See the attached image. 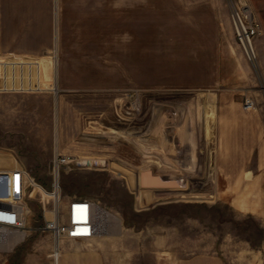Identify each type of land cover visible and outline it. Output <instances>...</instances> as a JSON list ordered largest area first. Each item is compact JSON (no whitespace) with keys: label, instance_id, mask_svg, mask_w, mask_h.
<instances>
[{"label":"rangeland","instance_id":"obj_1","mask_svg":"<svg viewBox=\"0 0 264 264\" xmlns=\"http://www.w3.org/2000/svg\"><path fill=\"white\" fill-rule=\"evenodd\" d=\"M242 2L0 0V171L34 183L12 196L28 229L0 264H62L44 225L63 152L87 162L61 168L62 207L93 198L119 219L62 239L68 251L100 264H264L259 151L247 165L219 159L225 110L256 115L264 148V21L253 62L235 35Z\"/></svg>","mask_w":264,"mask_h":264},{"label":"built area","instance_id":"obj_2","mask_svg":"<svg viewBox=\"0 0 264 264\" xmlns=\"http://www.w3.org/2000/svg\"><path fill=\"white\" fill-rule=\"evenodd\" d=\"M232 18L234 23L235 35L238 43L241 45L247 58L255 62L258 58V52L255 45L256 36L261 32V23L257 19L256 14L248 3L237 4L233 6ZM256 107L254 99L248 97L246 99L245 108L252 110ZM77 156L69 158L68 153H58L53 160L54 183L52 195L54 207L53 216L46 220L44 229L49 230L55 239V247L53 256L57 261L61 256L60 242L64 238L75 240H88L103 234L106 222L103 216L104 211H108L99 200L87 197H75L68 201L67 207L64 209L61 203V184L60 171L63 166H74L86 163ZM15 171L1 170L0 172L10 173L0 180V200H11L9 207L0 208V232L2 231H22L27 234V216L26 208L21 199L26 194V189L31 181L24 184V178H33L23 169H14ZM12 176V177H11ZM18 185L15 192H12V182ZM22 181L21 191L20 184ZM24 184V185H23ZM42 186V185H41ZM43 187V186H42ZM44 188V187H43ZM19 194L21 199L12 200V196ZM110 212V211H109Z\"/></svg>","mask_w":264,"mask_h":264},{"label":"crops","instance_id":"obj_3","mask_svg":"<svg viewBox=\"0 0 264 264\" xmlns=\"http://www.w3.org/2000/svg\"><path fill=\"white\" fill-rule=\"evenodd\" d=\"M244 3H248L253 8L256 16L260 21H264V0H241ZM242 2V3H243ZM216 5L215 9L216 10ZM244 119L247 121V124L241 125L242 122L240 119ZM253 118H256V115L246 114L242 112H237L236 114L230 112L228 110L223 111V114L220 115L219 119V132L223 136V140L226 143L224 148H222V152L219 154V159L221 166H229V165H247L249 164V160L254 156L252 150L259 151L258 155V164L263 165L264 162V153L262 146V135H261V125L257 123L258 127L255 132ZM241 123V124H240ZM245 128V131L249 134H253V138L249 139L248 142L244 140L245 143H241V139L238 135L239 130ZM256 134V138L255 137ZM237 135V136H236ZM236 136V137H235ZM254 141V142H253ZM241 143L240 146L238 143ZM235 144H237L235 146ZM237 150L239 153H237ZM9 171L10 169H4ZM7 203L0 200V208L6 207ZM96 238V237H94ZM92 238V239H94ZM55 247V246H54ZM62 264H76L78 262L82 264H100V258L96 255H92L91 253H81L74 254L67 250L64 247L63 242H60ZM60 256V257H61Z\"/></svg>","mask_w":264,"mask_h":264},{"label":"bare ground","instance_id":"obj_4","mask_svg":"<svg viewBox=\"0 0 264 264\" xmlns=\"http://www.w3.org/2000/svg\"><path fill=\"white\" fill-rule=\"evenodd\" d=\"M103 216L106 222V226L103 230V233H105L107 231L108 227V222L109 223H118L119 219L113 215L112 213L108 212V211H104L103 212ZM119 225V224H118ZM119 227V226H117ZM116 227V228H117ZM121 227V225H120ZM25 233L22 231H2L0 232V248H4L6 250H10L14 247L15 244H17L20 240H22L24 238Z\"/></svg>","mask_w":264,"mask_h":264}]
</instances>
